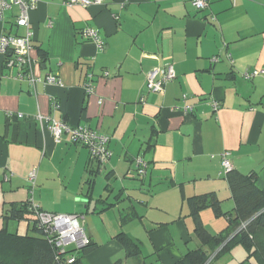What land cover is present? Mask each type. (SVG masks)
I'll return each instance as SVG.
<instances>
[{
  "label": "crops",
  "instance_id": "crops-1",
  "mask_svg": "<svg viewBox=\"0 0 264 264\" xmlns=\"http://www.w3.org/2000/svg\"><path fill=\"white\" fill-rule=\"evenodd\" d=\"M67 2L39 0L30 12L39 83L31 84L25 70L0 53L2 227L30 233L32 215L6 217L32 201L45 212L80 216L97 245L87 264H177L201 247L204 264H260L240 244L229 252L203 246L190 200L213 194L224 215L205 207L201 222L212 236L226 232L225 214L234 216L236 204L225 152L234 170L256 175L264 189V0H211L202 11L192 0ZM17 15L16 7L7 12L0 38L26 35ZM87 29L98 32L102 49L86 37ZM167 66L176 78L162 92H149L148 74ZM48 75L60 83H47ZM185 106L193 110L185 113ZM38 114L109 136L110 159L99 169L68 135L56 143ZM138 159L147 165L144 176ZM91 170L98 172L90 187ZM121 233L138 244L137 258L127 256Z\"/></svg>",
  "mask_w": 264,
  "mask_h": 264
},
{
  "label": "trees",
  "instance_id": "trees-1",
  "mask_svg": "<svg viewBox=\"0 0 264 264\" xmlns=\"http://www.w3.org/2000/svg\"><path fill=\"white\" fill-rule=\"evenodd\" d=\"M89 83L93 85L92 78ZM91 160L96 162L92 158ZM96 163L100 169V164ZM97 172L92 170L90 172L91 178L87 182L90 187ZM256 177V175H244L234 169L227 173L236 208L234 216L225 214L229 219V226L226 232L219 236H212L200 219V211L205 207H212L217 215H224L221 214L219 203L213 194L192 198L190 207L195 221L194 233L203 246L208 245L213 249L223 246L220 252H229L235 245L240 244L246 248L249 257L254 256L260 264H264V189L256 185ZM39 210L43 211L41 208ZM28 214L34 217V222L30 233L26 235L12 233L7 228H3L1 224L3 220L0 217V264H85L83 261L85 256L96 250L97 245L91 238L90 244L81 250L72 249L63 253L55 248L50 242L49 234L39 224L32 201L23 204L20 209H13V212L5 217L20 220ZM117 237L129 258H137L140 255L139 246L134 240L124 233ZM71 257L75 258V262H68ZM207 258V253L201 247L187 253L177 264H204Z\"/></svg>",
  "mask_w": 264,
  "mask_h": 264
},
{
  "label": "built area",
  "instance_id": "built-area-1",
  "mask_svg": "<svg viewBox=\"0 0 264 264\" xmlns=\"http://www.w3.org/2000/svg\"><path fill=\"white\" fill-rule=\"evenodd\" d=\"M211 0H192V5L197 10H205L208 8ZM39 0H0V22L4 21L7 12L11 11L14 7L18 8V15L16 17V26L27 28L25 36H16L5 34L0 38V53L9 55V64L17 66L25 70L26 78L31 84H37L41 81L40 78H36L33 75V60L31 58V52L33 50L32 38L33 32L29 29L30 27V12L37 9ZM102 0H68V6H82L89 7L93 4H101ZM86 37L92 40L99 49L103 48L104 42L99 36L98 32L92 29L85 31ZM213 62L217 61V58L212 59ZM255 72L253 75L246 74L245 78L249 79L252 76L258 75ZM106 75H108L106 73ZM25 77V75H23ZM89 80L92 78L88 76ZM176 78L175 69L173 66H167L165 68H157L152 70L148 74L147 89L149 92H162L164 87ZM46 82L49 84H59V79L53 75L46 77ZM87 95L95 93V88L91 83L85 86ZM186 96H184V100ZM102 104V100H100ZM212 108L216 112L220 108L218 102L212 103ZM192 106H185L184 112L192 111ZM13 114H9L11 117ZM21 117V116H20ZM37 121L43 126L47 125L50 133L55 139L56 143H60L65 135H68L70 141L73 143L83 144L89 149L91 158L96 160L103 167L110 159V152L108 150V144L110 137L93 131L87 127L77 126L71 127L69 124L59 121L53 117L38 114L36 116ZM223 166L225 172H229L233 169L229 157L230 153L225 152L222 154ZM147 165L146 163L138 159L137 160V171L140 176L146 174ZM8 178V177H7ZM36 170H33L29 174V181L32 184L35 183ZM33 204V202H32ZM39 224L44 228L45 232L49 234L51 243L53 246L63 253L72 249L81 250L86 248L90 244V237L85 232L80 216L77 214H57L40 211L39 207L33 204ZM69 263L75 262V258H69Z\"/></svg>",
  "mask_w": 264,
  "mask_h": 264
},
{
  "label": "rangeland",
  "instance_id": "rangeland-1",
  "mask_svg": "<svg viewBox=\"0 0 264 264\" xmlns=\"http://www.w3.org/2000/svg\"><path fill=\"white\" fill-rule=\"evenodd\" d=\"M14 231H16V228H15ZM19 232L20 233H25L26 232V229L24 228V224H22ZM85 258H86V256H85ZM85 258L83 259V261H84L85 264H87V259H85ZM148 263L149 264H155L154 261L152 263H150V262H148ZM88 264H90V263H88ZM125 264H133V260L132 259H129V260L125 261Z\"/></svg>",
  "mask_w": 264,
  "mask_h": 264
}]
</instances>
